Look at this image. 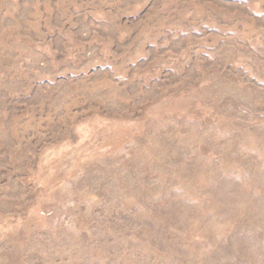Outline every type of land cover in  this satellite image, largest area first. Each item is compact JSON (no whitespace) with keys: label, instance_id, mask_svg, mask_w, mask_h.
<instances>
[{"label":"rangeland","instance_id":"obj_1","mask_svg":"<svg viewBox=\"0 0 264 264\" xmlns=\"http://www.w3.org/2000/svg\"><path fill=\"white\" fill-rule=\"evenodd\" d=\"M0 264H264V0H0Z\"/></svg>","mask_w":264,"mask_h":264}]
</instances>
